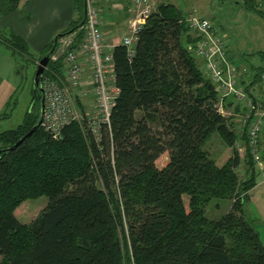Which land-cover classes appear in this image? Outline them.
Masks as SVG:
<instances>
[{
  "label": "trees",
  "instance_id": "16d2710c",
  "mask_svg": "<svg viewBox=\"0 0 264 264\" xmlns=\"http://www.w3.org/2000/svg\"><path fill=\"white\" fill-rule=\"evenodd\" d=\"M19 1L0 0V17L16 11ZM73 1L79 17L59 36L75 34L78 43L84 3ZM183 19L179 9L161 3L132 56L121 45L113 48L119 95L97 134L72 122L57 140L40 126L4 152L38 121L41 95L33 86L21 124L0 134V264H264V246L244 209L256 164L248 149L244 156L236 150L246 135L218 113L219 97L188 50L193 41ZM10 34L5 45L12 55L30 56L25 42ZM64 72L63 56L50 59L42 79L62 83ZM214 134L230 149L222 162L204 150ZM243 161L249 175L239 180ZM41 197L46 207L20 223L16 209ZM215 199L230 208L210 219L206 208Z\"/></svg>",
  "mask_w": 264,
  "mask_h": 264
},
{
  "label": "built area",
  "instance_id": "2783aa9c",
  "mask_svg": "<svg viewBox=\"0 0 264 264\" xmlns=\"http://www.w3.org/2000/svg\"><path fill=\"white\" fill-rule=\"evenodd\" d=\"M98 2L83 0L84 16L80 26L83 38L80 42L75 41V34L60 37L57 41L56 52L51 60L63 56V82L50 78L40 81L44 103L40 126L53 139L58 140L62 129L72 122L84 124L87 131L97 134L100 125L108 124L111 109L119 95L112 63L115 45L105 42L103 38ZM161 3V0H131V15L119 44L126 49L129 57L134 53L138 34ZM183 23L193 41L188 45V50L201 62L205 71L203 74L210 80L219 97L218 113L224 118H228L226 115L229 113L241 122L239 132L245 133L247 143L243 145L237 142L236 150L244 156L248 149L257 167L262 169L259 138L264 127V101H250L238 86L237 69L227 57L225 40L213 29L211 21L191 15L184 18ZM85 73L86 81L90 83L86 95L95 102L92 112L83 113L75 108L73 99L75 91L83 83ZM260 83L264 91V70L260 74ZM241 103L245 104L243 108Z\"/></svg>",
  "mask_w": 264,
  "mask_h": 264
},
{
  "label": "rangeland",
  "instance_id": "374dc122",
  "mask_svg": "<svg viewBox=\"0 0 264 264\" xmlns=\"http://www.w3.org/2000/svg\"><path fill=\"white\" fill-rule=\"evenodd\" d=\"M177 1L179 9L185 10L192 7L195 0ZM208 7L209 14L212 15L211 19L224 32L227 57L237 69V84L244 88V85L249 84L247 78H253L254 75L261 73L264 68V19L247 9V7L255 8L264 13V0H210ZM21 15H24L23 11ZM10 33L11 31L0 28V83L4 80L14 88L12 96L8 100L9 105L0 110V114H7L6 117L0 119V134L16 129L32 105L31 91L33 89V76L36 71L34 63L40 56L30 49V56L16 55L15 58L11 50L5 45V40L10 38ZM198 64L201 66L199 62ZM201 71L205 74L202 67ZM89 88L90 83L84 81L79 90L75 91L76 94L73 99L75 108L83 113L94 110L95 100L86 95ZM244 106L245 104L241 103V108ZM226 109L230 110V108ZM226 116L228 123H232L235 130L239 132L241 130L240 120L237 117H232L229 113ZM81 127L84 132L87 131L84 124H81ZM263 132L264 127L259 138V151L262 155L261 165L264 166ZM239 143L242 144L241 141ZM204 150L208 152L210 158L217 162H222L230 154V149L225 146L217 134L211 136L204 146ZM165 160L166 156H161L156 161V166H162ZM255 168L258 173L256 177L258 187L250 193L244 209L247 220L258 232L264 246V223L260 220L264 219V170L260 171L257 165ZM246 171L248 172V166L243 161L236 170L239 180L247 178L249 174ZM47 203L46 197L25 201L16 209L15 217L20 223L28 224L38 216ZM229 208V201L215 199L206 208V215L210 219H219L228 212Z\"/></svg>",
  "mask_w": 264,
  "mask_h": 264
},
{
  "label": "crops",
  "instance_id": "0c3cea01",
  "mask_svg": "<svg viewBox=\"0 0 264 264\" xmlns=\"http://www.w3.org/2000/svg\"><path fill=\"white\" fill-rule=\"evenodd\" d=\"M161 2L179 9L177 0H161ZM209 2L210 0H195L192 7L179 10L183 13L184 18L195 15L211 21L216 33L224 38L222 29L218 28L211 19L212 15L209 14L208 7ZM75 3L76 1L73 0H20L16 11L0 17V28L18 35L28 46L29 50H34L40 55L43 49L57 35L68 29L71 23L78 19L79 15ZM98 9L101 18L100 28L105 42L115 46L119 45L125 35L126 24L131 15V0H99ZM22 11L24 15H21ZM83 16L84 10L82 12ZM198 62L201 65L200 67H202L201 62ZM230 62L232 63V61ZM260 74L254 75L253 78H247V83L249 84L244 85V88L240 87L252 102L260 103L264 101V91L260 83ZM84 81H86V73L83 78ZM0 86L1 110L12 96L11 94L14 88L4 80L1 81ZM236 132L239 135L241 134V132ZM259 170L263 171L264 166ZM257 187L258 184L256 183L253 189L250 190L249 195ZM259 216L262 217L260 214ZM260 220L264 223V219Z\"/></svg>",
  "mask_w": 264,
  "mask_h": 264
},
{
  "label": "water",
  "instance_id": "95a60500",
  "mask_svg": "<svg viewBox=\"0 0 264 264\" xmlns=\"http://www.w3.org/2000/svg\"><path fill=\"white\" fill-rule=\"evenodd\" d=\"M83 21L79 24V27L82 26ZM57 37L60 38L59 35H57ZM56 49V44H54L53 48L48 51L37 63V67H36V71L34 73L33 76V86L34 88H36L40 95H41V99H40V105H39V118L37 123L24 135L22 136L12 147L7 148L4 150V152L6 151H13L16 147H18L20 144H22L26 139H28L29 137L32 136V134L40 127L41 124V120H42V115H43V108H44V103H43V95H42V88H41V84L40 81L43 77V73L44 70L46 69L54 51Z\"/></svg>",
  "mask_w": 264,
  "mask_h": 264
},
{
  "label": "bare ground",
  "instance_id": "6f19581e",
  "mask_svg": "<svg viewBox=\"0 0 264 264\" xmlns=\"http://www.w3.org/2000/svg\"><path fill=\"white\" fill-rule=\"evenodd\" d=\"M227 45V44H226ZM42 80V79H41ZM217 94V93H216ZM218 96V95H217ZM110 117V116H109ZM100 128V127H99Z\"/></svg>",
  "mask_w": 264,
  "mask_h": 264
}]
</instances>
